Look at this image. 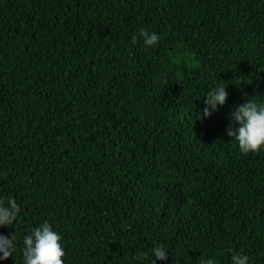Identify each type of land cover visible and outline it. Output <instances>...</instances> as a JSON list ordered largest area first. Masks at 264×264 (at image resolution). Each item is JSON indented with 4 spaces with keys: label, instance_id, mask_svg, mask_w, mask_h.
<instances>
[{
    "label": "trees",
    "instance_id": "16d2710c",
    "mask_svg": "<svg viewBox=\"0 0 264 264\" xmlns=\"http://www.w3.org/2000/svg\"><path fill=\"white\" fill-rule=\"evenodd\" d=\"M256 95L264 0H0V199L20 207L0 264L45 221L64 264H264V149L225 132Z\"/></svg>",
    "mask_w": 264,
    "mask_h": 264
},
{
    "label": "clouds",
    "instance_id": "9594fccd",
    "mask_svg": "<svg viewBox=\"0 0 264 264\" xmlns=\"http://www.w3.org/2000/svg\"><path fill=\"white\" fill-rule=\"evenodd\" d=\"M141 39L145 47H154L158 44L160 36L155 32L141 29L138 35H134L132 43ZM240 86L246 84L245 77H240ZM227 87L221 85L209 91L205 95L203 117H210L217 111V106H224L228 99ZM230 123L225 132L236 141L242 155L257 153L264 149V102H257V95L248 97L241 105H237L229 114ZM20 213V207L16 200L9 197L7 201L0 199V227H9L15 223ZM62 237L52 229L47 221L33 227L31 232L23 238V264H64L65 250L61 244ZM16 249V236L14 232L10 236L0 234V260L12 257ZM155 261H166L168 253L164 247L157 246L152 250ZM148 253H139L133 257L135 260H143ZM248 256L242 253L231 254V264H248ZM199 264H215L211 257L199 258Z\"/></svg>",
    "mask_w": 264,
    "mask_h": 264
}]
</instances>
